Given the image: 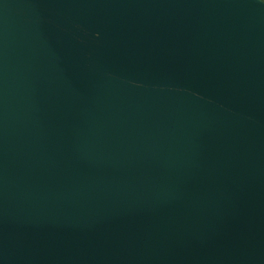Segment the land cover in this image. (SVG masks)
<instances>
[{
  "label": "water",
  "instance_id": "water-1",
  "mask_svg": "<svg viewBox=\"0 0 264 264\" xmlns=\"http://www.w3.org/2000/svg\"><path fill=\"white\" fill-rule=\"evenodd\" d=\"M0 264H264V2L0 0Z\"/></svg>",
  "mask_w": 264,
  "mask_h": 264
},
{
  "label": "crops",
  "instance_id": "crops-1",
  "mask_svg": "<svg viewBox=\"0 0 264 264\" xmlns=\"http://www.w3.org/2000/svg\"><path fill=\"white\" fill-rule=\"evenodd\" d=\"M261 1H263V2H264V0H261Z\"/></svg>",
  "mask_w": 264,
  "mask_h": 264
}]
</instances>
